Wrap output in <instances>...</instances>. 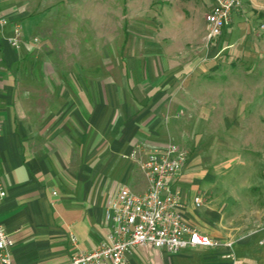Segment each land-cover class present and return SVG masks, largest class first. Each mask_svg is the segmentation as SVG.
<instances>
[{"label": "crops", "instance_id": "0c3cea01", "mask_svg": "<svg viewBox=\"0 0 264 264\" xmlns=\"http://www.w3.org/2000/svg\"><path fill=\"white\" fill-rule=\"evenodd\" d=\"M152 1L163 5V30H133L113 56L101 49L99 66L79 69L82 77L70 69L63 82L55 66H34L45 23L38 5L0 0L9 19L0 29V224L14 264H67L98 248L109 232V203L123 186L144 193L148 181L138 162L169 144L187 153L173 183L180 213L219 246L176 255L141 246L128 264H264V207L240 209L264 181L240 182L231 171L234 160L264 168V45L232 44L234 32L257 22L231 17L211 49L204 17L214 0ZM249 1L264 19V0ZM146 22L130 25L155 27ZM14 24L18 49L8 43ZM39 74L43 81H32ZM244 117H255L251 126Z\"/></svg>", "mask_w": 264, "mask_h": 264}, {"label": "built area", "instance_id": "2783aa9c", "mask_svg": "<svg viewBox=\"0 0 264 264\" xmlns=\"http://www.w3.org/2000/svg\"><path fill=\"white\" fill-rule=\"evenodd\" d=\"M240 7V0H214L204 18L206 42L221 36L233 12ZM8 24L9 19L0 10V29ZM8 43L14 49L20 47V28L16 24L12 27ZM136 154L135 149L130 158ZM186 159L187 153L172 144L149 151L138 162L148 181L147 190L136 194L126 186L121 187L106 210L109 232L104 241L95 250L74 255L67 264H128L127 255L141 246L161 249L171 255L197 247L219 246L217 241L187 225L180 213V191L173 183ZM5 196L0 179V202ZM194 202L199 207L200 197ZM10 247V234L0 224V264H14Z\"/></svg>", "mask_w": 264, "mask_h": 264}, {"label": "rangeland", "instance_id": "374dc122", "mask_svg": "<svg viewBox=\"0 0 264 264\" xmlns=\"http://www.w3.org/2000/svg\"><path fill=\"white\" fill-rule=\"evenodd\" d=\"M182 1L187 2L188 0H180V3ZM240 1L241 7L233 12L232 21L243 19V24H250L251 20L257 23L251 27L242 26L239 28L240 31L234 32L232 44L235 47L236 44L244 40H252L251 37L249 38V35H252L254 41L250 43L249 40L247 42L253 50H258L264 45L262 43L264 40V19L261 20V17H258L256 13L251 12L252 5L249 0ZM31 2L38 5V11L44 15L45 19L44 26L41 28L42 33L37 39L35 50L37 58L34 60V66L40 68L43 63H46L47 69L48 66H55L57 71L61 72L60 77L63 82L69 81L68 71L70 69L77 68L79 71V69L84 70L90 67L93 69L99 66L100 56L98 52L101 49L107 48L109 55L113 56L122 44V37L126 36V42H128L133 30L149 33L150 30L157 29L155 32L158 33L160 29H164V25L161 24L165 17L164 8L161 7L163 5L159 7V4L152 0H31ZM192 2L197 4L198 0ZM257 5L260 6V4ZM178 8L180 12L182 6L179 5ZM132 19H140L143 22L155 20V27L153 25H130ZM123 22H125V26H123ZM124 29L128 32L125 33ZM225 30L222 32L225 33ZM101 34L103 40L100 39ZM105 34L108 41H105ZM207 44L209 48H214L211 42ZM258 61L263 62L264 58H258ZM109 64H112L111 58ZM48 70L50 72V69ZM81 74L79 71L78 76L82 77ZM34 77L32 81H43L42 74ZM252 77L260 78L261 74ZM40 89L39 92L45 96V89L42 86ZM244 118L247 125L255 117ZM242 161L245 163L247 159L242 157ZM239 164L236 160L231 163V171L236 175L235 180L248 183L264 181V168L262 171L257 168L253 171L247 163L243 166ZM261 187L253 186L249 189L248 195L252 197L250 198L252 201H248L245 197L242 198L240 209L264 207V186Z\"/></svg>", "mask_w": 264, "mask_h": 264}]
</instances>
